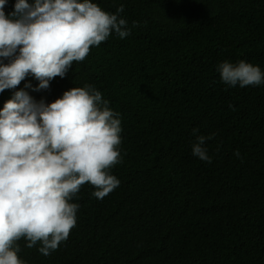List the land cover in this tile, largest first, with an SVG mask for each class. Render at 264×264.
Returning <instances> with one entry per match:
<instances>
[{"label":"trees","instance_id":"16d2710c","mask_svg":"<svg viewBox=\"0 0 264 264\" xmlns=\"http://www.w3.org/2000/svg\"><path fill=\"white\" fill-rule=\"evenodd\" d=\"M94 2L111 13L123 4L131 34L113 32L47 89L29 74L0 93V110L17 91L51 103L94 86L121 118L122 161L111 169L120 184L103 199L84 184L71 201L79 209L69 238L48 256L21 239L20 258L264 264V83L231 86L217 71L225 60H245L264 72V0ZM15 3L7 0L6 14ZM197 135L211 137V163L193 156Z\"/></svg>","mask_w":264,"mask_h":264},{"label":"clouds","instance_id":"9594fccd","mask_svg":"<svg viewBox=\"0 0 264 264\" xmlns=\"http://www.w3.org/2000/svg\"><path fill=\"white\" fill-rule=\"evenodd\" d=\"M0 0V93L16 88L29 74L47 89L82 62L93 46L115 32L131 34L128 21L94 0H16L11 14ZM137 22H133V27ZM18 53V54H17ZM11 58L5 64L3 59ZM217 71L226 84L264 83V72L245 60L223 61ZM122 127L118 112L92 85L73 87L51 103L17 91L0 110V264H25L18 241L40 245L48 256L65 242L77 224L79 204L71 202L84 184L103 199L120 180L111 169L121 163ZM198 129H194L196 134ZM197 135L192 154L211 163ZM236 155H239L237 151Z\"/></svg>","mask_w":264,"mask_h":264}]
</instances>
